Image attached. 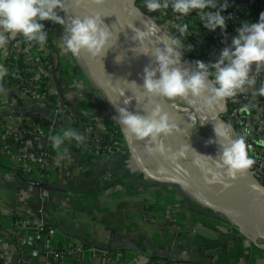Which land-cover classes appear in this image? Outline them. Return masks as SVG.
<instances>
[{"label":"crops","instance_id":"1","mask_svg":"<svg viewBox=\"0 0 264 264\" xmlns=\"http://www.w3.org/2000/svg\"><path fill=\"white\" fill-rule=\"evenodd\" d=\"M247 1L226 0L224 10ZM216 3L213 9L225 0ZM168 10L150 13L164 23ZM48 23L43 48L20 45L13 53L27 67L31 87L38 91L44 82L49 99L42 92L31 99L14 84L0 81V264L44 260L42 239L15 225L25 217L55 229L54 249L82 248L63 259L50 256L49 264H264V254L248 237L179 187L147 180L133 170L129 156L96 152L113 115L111 107L83 63L64 50L52 59ZM241 27L225 33L215 61ZM20 36L0 49V65L6 69L10 45ZM51 120L56 122L52 132L45 137L35 132ZM69 127L84 135V143L65 140L55 149L51 137ZM5 148L31 154L48 149L52 157L42 172L50 177L42 178L34 165L16 166L3 155ZM27 237L35 239V259L33 248L24 244Z\"/></svg>","mask_w":264,"mask_h":264},{"label":"clouds","instance_id":"2","mask_svg":"<svg viewBox=\"0 0 264 264\" xmlns=\"http://www.w3.org/2000/svg\"><path fill=\"white\" fill-rule=\"evenodd\" d=\"M81 2L82 0H74L77 7ZM104 2L105 0H93L97 5ZM129 4L133 5L129 13L131 16L136 10L134 0H129ZM144 6L149 12L171 7L174 12L183 16L198 9L202 12L199 19L206 28L226 29V18L221 15V11L228 7L226 0L216 11H208L209 8H217L216 0H144ZM69 10L70 6L66 0H0V49L6 50L9 41L18 34L29 42H37L43 48L47 43L48 32L41 21L51 20L64 26L61 46L65 52L73 57H79L82 52H86L93 59L100 60L110 49L106 46L113 38V32L98 12L81 11L79 15L68 16L66 21L59 13L67 15ZM143 22V30L132 24L129 27L134 33L131 39L139 41L138 47L141 49L139 54L154 57L144 68L143 84L138 85L145 90L149 104L154 107L147 111L146 115H141L116 105L119 115L113 119L123 125L137 140L145 141L148 154L159 152L164 155L165 146L161 134L168 136L180 131L175 119L156 101L157 97L168 100L191 97L193 99L189 101L190 103L199 101L209 108L215 106L222 108L227 98L246 93L249 89H253V95L264 96V82L258 89L255 88L257 76L264 72V12L260 14L259 22H244L243 26L237 29L238 35L233 37L231 47L223 48L215 63L206 64L197 60L195 69L180 66L185 43L179 37L161 33L154 22L151 26L145 23V19ZM174 27L180 36L188 33V24H176ZM115 59L117 63L123 60L119 56ZM253 65L257 75L251 74ZM6 75L7 69L0 65V81ZM132 84L137 85L134 81ZM124 94L125 90H122L121 96ZM130 100L126 99L125 104ZM135 100L139 104L142 97ZM240 110L247 111L248 107H242ZM214 133L217 140L210 139L208 143H219V151L215 157L202 155L192 149L198 156L207 158L215 165L216 170L212 167L207 168V172L211 174V179L206 177L207 182H216L222 175L245 176L255 163L248 154L246 144L249 130L245 129L242 134L233 137L231 126L217 120L214 124ZM73 139L78 144L85 141L83 134L69 127L64 129L62 134L51 137L52 146L60 149L65 140ZM187 148H191L190 145L172 151L170 155H165V159L178 161L185 156ZM194 162L200 165L199 159ZM252 187L259 190L255 184Z\"/></svg>","mask_w":264,"mask_h":264},{"label":"water","instance_id":"3","mask_svg":"<svg viewBox=\"0 0 264 264\" xmlns=\"http://www.w3.org/2000/svg\"><path fill=\"white\" fill-rule=\"evenodd\" d=\"M66 2L69 3L70 10L67 15L62 12V16L67 21L68 16L79 15L80 8L75 5L74 0H66ZM87 3L90 8H94L107 21L114 34V49L118 50L123 59V64L131 72L133 78L138 81L139 85H142L145 68L144 54H139L141 51L138 47L139 41L131 39L134 33L129 26L132 24L142 30L141 16H146L147 18L149 16L142 13L135 5V0L134 7L136 10L131 16L129 15L130 12L127 13L118 4H114L112 0H105L100 5L93 3V0H87ZM129 6L132 8L133 5L129 4ZM151 21L154 22L153 20ZM159 29L161 31V28ZM112 54L113 50L110 54L102 56L99 60L98 58L93 59L86 52H82L79 58L92 82L107 99L113 116L118 117L119 113L116 111V105L125 107L129 111L131 110L128 103L125 104V94L121 96V91L124 89L111 67ZM141 102L140 104L144 106L145 103ZM162 106L166 111L168 106L164 104ZM116 122L127 148L133 170L149 181L179 187L200 205L210 209L214 213L222 215L227 223H230L231 226L248 237L257 247L264 248V245L257 244L254 238L257 236L251 234L252 232L250 231L264 228V185L252 174L250 169L245 176L237 175L245 181L247 188L252 193V198L241 199L237 194L226 190V188L231 190L236 189L239 185L232 184L226 187L223 181H221V184L217 183L220 180L213 183L207 182L206 178L201 176L197 171L193 160L188 157H185L186 162H173L156 155V153L148 154L145 148V141L137 140L123 125L118 123L117 120ZM177 125L180 131L168 136L161 134L165 151H178V144H175L176 141H187L203 148L219 151L220 146L218 142L208 143L210 139L213 141L217 140L215 134H201L191 128L184 130L182 126ZM185 168L188 169L187 175H185ZM42 184L39 183V185ZM253 184L257 185L259 190L254 189L252 187ZM30 230L32 232L35 231L34 229ZM34 241V237H27L24 240V244L33 248L31 259H35L39 255V252L34 250Z\"/></svg>","mask_w":264,"mask_h":264},{"label":"built area","instance_id":"4","mask_svg":"<svg viewBox=\"0 0 264 264\" xmlns=\"http://www.w3.org/2000/svg\"><path fill=\"white\" fill-rule=\"evenodd\" d=\"M244 8L246 12L250 13L256 9L264 10V0H248L246 3L234 6L228 11H221V15L226 18V29L229 27H235L237 20L239 18V11ZM218 9L209 8L208 11H216ZM207 11V9L205 10ZM169 23L174 28L175 32L178 31L174 25L176 24H188L192 29H188L186 36L177 35L181 40H187L184 50L193 44V56L195 59L201 58L207 63L216 62L214 58V53L221 44L226 29H221L217 27L215 30L208 29L204 26L203 22L200 21L199 17L202 14L201 10H193L191 13L183 16L179 13L172 12L168 10ZM38 44L35 41H27L22 35L18 41L13 42L10 45V53L7 58L10 66L7 67V75L12 79L16 80L14 85L20 90L24 95H27L31 99H36L37 95L42 92L41 83L37 89L31 87L30 82L32 79L28 77L27 67L21 65L20 67L15 63L18 61V57L14 55V51L18 46H28L34 47ZM187 60L195 63L193 60L187 58ZM255 65H253L252 75H257L255 72ZM264 82V72H261L257 76V83L255 88L258 89L261 83ZM20 86H22L20 88ZM253 90H248V92L243 94H238L236 97L227 98L225 100L224 113H227V118L224 120L225 123L231 126L233 136L236 134H242L245 129L249 130V135L246 137V144L248 145V154L255 161L254 165L250 169L252 174L264 185V96L253 95ZM248 107L247 111L242 112L240 109L242 107ZM89 117H92L90 115ZM56 127L55 120L49 121L45 126H37L35 132L45 137V132H52ZM105 132V130H104ZM101 148L96 152L101 150H107L115 152L118 154H123L128 156V151L122 137H118L115 140H111V144L102 145ZM3 155L10 158V162L23 169H30L33 165L36 169H40V176L44 179L50 177L49 173H44L49 165L48 162L52 155L48 149H42L38 153H29L25 149H19L17 152L5 148L3 150ZM220 215V214H218ZM223 220L225 218L220 215ZM227 223V222H226ZM231 225L230 223H228ZM15 225L19 229H34L36 240L42 239V252L44 260L36 262L35 260H30L25 264H49V257L52 256L54 259H63L64 257L72 256L74 252L80 251L82 248L80 246H68L67 248L56 250L53 247L55 242L53 237L56 233L55 229L46 226L41 220L36 218H22L15 222ZM82 251V250H81Z\"/></svg>","mask_w":264,"mask_h":264},{"label":"bare ground","instance_id":"5","mask_svg":"<svg viewBox=\"0 0 264 264\" xmlns=\"http://www.w3.org/2000/svg\"><path fill=\"white\" fill-rule=\"evenodd\" d=\"M112 2L114 4H118L127 13L131 12V8L129 6L128 0H112ZM79 8H80V12L81 11L97 12L94 8H90L88 6L87 0H82ZM144 19H145V23L148 24L149 26H151V24L153 23L151 20H148L149 18H147L146 16H141L142 30L144 29V22H143ZM102 20L104 21L105 24L108 25L109 29L111 30V27L109 26L107 21L104 18H102ZM106 47H110L106 55L110 54V52H112L113 50L112 59H111V67L114 71L116 78L118 79L123 89L125 90L126 99H131L128 102L130 110L133 113L138 112L141 115H144V114L146 115L147 111H150V109L154 105L149 104L145 90L142 87L138 86L139 85L138 81H136L135 78H133L131 72L123 64V61L119 63L116 62L115 58L117 56L119 57L121 56L118 50L114 49V39L113 38L109 40L108 45ZM143 57H144L145 66L148 65L150 61L154 59V57H152L151 55H143ZM180 66L182 68H192V69L196 68L195 64L190 62L189 60H182ZM133 81L136 82L137 85L132 84ZM138 97H142V102L145 103L144 106H142L140 103L137 104V101L135 99H137ZM180 99H182V101L184 102L183 106L170 103L165 98L157 97L156 101L160 103L161 105L164 104L165 106H168L166 111L170 114V116H172L175 119V122L177 124L182 126L184 130H188L189 128L196 130L195 126H198V129L196 131L200 132L201 134L203 133L215 134L214 124L217 122V120L225 123L219 117V114L223 112L225 105H223L222 108L219 106L209 108L206 105H203L199 101H196L195 103H190L189 101L193 99L191 97L187 99H183V98H180ZM175 144H178V150L182 146L187 145V144L190 145L191 147V148L186 149L185 156L181 157L178 161L186 162L185 157L192 159L193 162L196 159H199L200 160L199 166L194 162L197 171L199 172L201 176L211 179V174L207 172V168L212 167L213 170H216L215 165L212 164L211 161L207 160V158L198 156L196 152L202 155L215 157L218 153V150L203 148L198 145L189 143L187 141L185 142L176 141ZM192 149H195L196 152ZM170 154H171V151H165L164 155L160 154L159 152L156 153V155L163 157V158H165V155H170ZM187 173H188V169L185 168V175H187ZM217 181H219L217 182L218 184H221V181H223L226 185L237 184L239 186L236 189L231 190V189L226 188V190H229L230 192L237 194L238 196H240L241 199L252 198L251 191L247 188L245 181L239 176L231 177L227 175H222ZM250 231L252 232L251 234H253L254 236L264 238V228L257 229V230H250Z\"/></svg>","mask_w":264,"mask_h":264},{"label":"trees","instance_id":"6","mask_svg":"<svg viewBox=\"0 0 264 264\" xmlns=\"http://www.w3.org/2000/svg\"><path fill=\"white\" fill-rule=\"evenodd\" d=\"M142 1L143 0H135V5L145 11V7L142 5ZM231 9V8H230ZM224 11H228V10H224ZM264 12V10H260V9H256L250 13L246 12V10L244 8H241L240 11H239V18L237 20V23H236V26H243V23L244 22H257L259 21V16L260 14ZM168 17L171 18V15L168 14ZM41 23H43L45 25V30L48 32V29L47 27H49V23H48V20L46 21H42ZM163 24H166V25H170L169 23V19L168 21L164 22ZM235 26V27H236ZM235 27H229L226 29V32L227 31H230V30H233ZM188 29H192L190 26L188 27ZM170 35L173 36V37H177V35H179V32L174 30V28H172V30L170 31ZM186 36V34L184 35ZM19 39V38H18ZM185 45L187 43V40H182ZM185 45H184V48H185ZM191 46H189L188 48H186V54H185V58H189L190 60H199V61H203L204 63L207 64V62L201 58H197L195 59L194 56H193V50H194V46L193 44H190ZM10 60V59H9ZM8 60V61H9ZM8 61H6V66H10V64L8 63ZM194 61V62H195ZM15 63H17V65L20 67L21 64L19 61H16ZM214 63V62H213ZM4 79L7 81V84H14L16 82V80L12 79L9 75H6L4 77ZM41 80H44L45 78H43L41 76V78H39ZM44 82L41 84V87H42V94L44 95V97H46L47 99H49V94H48V91H47V88L44 87ZM22 86H20L21 88ZM19 88V87H18ZM224 116H222L223 120H226L227 118V113L226 114H223ZM113 115H111L110 119L107 121L106 125H105V132L102 133V145H108V144H111V140H115L117 139L118 137L121 136L120 134V131H119V127H118V124L116 122L115 119H113ZM86 119V118H85ZM92 134L94 132V127L92 128ZM91 134V138L93 137ZM102 149V148H101ZM107 151V150H106Z\"/></svg>","mask_w":264,"mask_h":264},{"label":"rangeland","instance_id":"7","mask_svg":"<svg viewBox=\"0 0 264 264\" xmlns=\"http://www.w3.org/2000/svg\"><path fill=\"white\" fill-rule=\"evenodd\" d=\"M142 5L144 6V4L142 3ZM145 7V6H144ZM141 10V9H140ZM142 11V13H144V14H146V15H148L149 16V18L151 19V20H153L155 23H156V25H157V27L159 26V28H161V32L162 33H167L168 35H170V31L172 30V26L171 25H166V24H163V21L164 20H160V18L159 17H157V18H159V19H157L156 18V16L154 15V14H151L148 10H147V8L145 7V11H143V10H141ZM172 11V10H171ZM173 12V11H172ZM59 15H61L62 16V12H60L59 13ZM168 19H169V17L168 18H166V20H165V22L166 21H168ZM49 22H50V31H51V33L49 34L50 35V43H49V41H48V45H49V47L50 48H52V50H51V55H52V59H57L59 56H61V54L63 53V49L60 47L61 45H62V36L64 35V26H62V25H60V24H58V23H55V22H53V21H51V20H49ZM171 36V35H170ZM182 60H187V58H185V54H186V51L183 49L182 50ZM48 56H50V55H48ZM48 58H51V57H48ZM76 58V60H79V61H77V62H81V64H82V61L80 60V58L79 57H75ZM194 61V60H193ZM191 62V61H190ZM193 63V62H192ZM166 99V98H165ZM166 100H168V99H166ZM170 103H174V104H176V105H179V106H183L184 105V102L182 101V99H180V98H176L175 100H168ZM225 110V109H224ZM224 110H223V112H221L220 114H219V117H220V119L222 120V121H224L223 120V118H222V116H224L223 114H226V113H224ZM195 128H196V130L198 129V126H195ZM200 133V132H199ZM203 134H206V133H203ZM129 156V155H128ZM126 158H127V156H125ZM131 163V162H130ZM129 163V164H130ZM131 165V164H130ZM132 167V166H131ZM255 240H256V242H257V244H260V245H264V238H262V237H255ZM257 248H259V247H257ZM261 251L260 252H262L263 254H264V248H259Z\"/></svg>","mask_w":264,"mask_h":264}]
</instances>
